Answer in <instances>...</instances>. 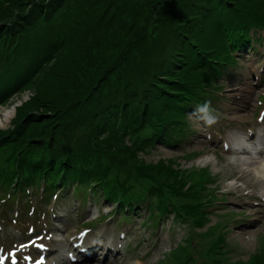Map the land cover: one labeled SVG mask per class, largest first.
I'll use <instances>...</instances> for the list:
<instances>
[{
    "label": "rangeland",
    "instance_id": "1",
    "mask_svg": "<svg viewBox=\"0 0 264 264\" xmlns=\"http://www.w3.org/2000/svg\"><path fill=\"white\" fill-rule=\"evenodd\" d=\"M33 1L39 15L36 25L29 27V31L36 33V39L31 35L25 37L34 43V49L32 57L20 63L24 66L16 89L0 99V146L23 143L25 139L17 131L12 135L9 132L20 125L31 128L32 132L27 131L29 139L41 142L48 137L47 130L75 120L81 122L89 110L102 108L104 121L96 127L97 132L86 134L93 133L105 142L102 157L94 159L103 161L110 172L127 182L137 195L150 192L156 203L155 195L171 198L184 210V217L177 214L173 219L167 214L156 227L143 223L148 209L139 210L131 219L123 217L117 221L114 216L100 222L95 229L106 223L113 237L120 230H129L128 236L122 239L125 254L114 253L119 259L117 264H264V178L251 170L253 156L225 152L218 135L208 138L207 130L216 128L208 126L205 114L198 109L186 113L187 123L181 124L170 121L178 116L177 111L173 112L176 108L173 100L158 99L154 106L151 101L154 95L148 99L132 96L128 105L135 113L128 115L115 96L120 89L122 93L129 80L139 86L138 72L146 74L158 61L152 52L145 53L168 21L167 14L164 16L168 0H55L51 4H58L52 9L47 7L50 0L48 3L44 0H0V27L15 23L13 15L26 13ZM249 11L259 12L264 18L263 1L259 6L243 9L244 13ZM0 36H4L3 33ZM219 38V34L212 35L211 40L200 37L199 49L206 57L226 54L221 42L215 45ZM2 43L3 40L0 46ZM2 50L0 47V55ZM241 53V57L236 54L238 62L224 57L227 72L222 65L217 76L202 73V65L196 58L198 53L192 51L190 65H184V76L178 75L183 81L193 79L217 91L215 100L208 102L216 108L217 115L213 117L209 112L208 115L218 123L213 126L223 133L228 131V138L237 134L249 138L247 127L256 123L252 116L257 114L260 102H264V43ZM139 65L142 66L138 71ZM133 83L130 87L134 92ZM133 100L144 101L135 104ZM148 100L151 103L145 104ZM116 109L124 121L121 117L116 121L110 119L107 112ZM141 110L146 112L144 118L150 116L148 130L142 131L136 123L141 118L130 119L136 114L141 116ZM151 111H157L159 116ZM99 120L100 116L96 115L95 123ZM40 128L45 130L44 135ZM165 133L171 135L163 144L161 137ZM181 134L187 139L170 144ZM245 144L239 143L238 147ZM135 151L131 156L130 152ZM183 167L188 170L181 172ZM194 188H201L203 192H192ZM41 191L39 188L38 194ZM66 195L68 197L61 198V208L56 212L60 216L63 211L66 217L72 209L78 212L81 203L85 210L79 214L80 223L97 215L93 220H98L113 209L109 204L97 211L89 206L87 199L83 206L80 196H73L71 191ZM27 199L21 195L16 208L22 211L31 204H40V195ZM6 208V204H1L0 214ZM44 209H48L47 206ZM52 211L50 208L48 214ZM196 218L201 219L194 222ZM5 229L11 231L13 227L9 224ZM220 234L224 237H219ZM186 251L191 256L179 261L185 258Z\"/></svg>",
    "mask_w": 264,
    "mask_h": 264
},
{
    "label": "trees",
    "instance_id": "2",
    "mask_svg": "<svg viewBox=\"0 0 264 264\" xmlns=\"http://www.w3.org/2000/svg\"><path fill=\"white\" fill-rule=\"evenodd\" d=\"M48 1L44 0L43 2L48 3ZM53 1L55 0L49 1L47 5L49 9L54 8L58 4L53 3L52 5ZM262 1L264 4V0H168L165 5L166 12L164 14V16L167 14L168 21L165 22V25L160 30L154 45L145 53L149 54L152 52L158 61L155 62L154 67L146 74L138 72L136 81L139 86L129 80L122 93L120 92L121 89L115 93V96L119 99L118 103L123 106V112L128 115L135 113L129 108L130 105H128V100L132 96L138 97V99H148L151 95H154L155 99H151L152 105L156 106L154 103L158 102V99H162L165 102L173 100L174 105L180 108L199 101L203 104L210 101L211 98L206 95L205 91L207 87L205 88L193 79L183 81V78L178 75L184 76L183 72L186 71L184 65L189 64L192 51L198 53L196 55L197 62L198 64H202L200 71L202 73L207 72V63L212 62L213 58L200 56V53H203L199 49V45L201 44L200 37H206L208 40H211L212 35L219 34L220 38L215 45H218L219 42H224L226 57H230V61L235 60V57L231 54L232 52L236 50L240 51L252 42L261 43L263 38H253L251 31L258 28L259 25H264L263 16L255 11L244 13L243 9L250 6H259ZM258 14L260 15L259 17ZM38 15V12H36V2L33 1V6L26 13H16V15H13V17L15 16V23L3 26L4 28L0 27V33L4 35L0 36V41L3 40L0 46L3 49L0 55V89L4 85H6L7 89L18 85L21 77L19 74L24 66L20 63L24 59L29 60L32 57L34 43L31 40L29 41L27 37L31 35V38L36 39V33L32 32L31 34L29 27L36 25ZM212 57L221 58L215 55ZM224 60L225 58H223V62ZM141 66H138V71ZM218 68L214 66L210 69V72L216 74L217 72L214 69L219 71ZM130 83H133L136 88L134 92L131 90ZM3 93L4 91L2 90L0 94ZM204 97L209 99L203 100ZM133 101L137 104L144 100ZM148 103H151L150 100L145 101V104ZM101 110L103 109L95 107L84 114L80 120L81 122L75 120V122H69L65 126L59 125L56 129L47 130L49 135L46 133L48 137L41 142L29 139L27 131L32 132L31 128H24L20 125L16 129L9 130V132L12 135V133L17 131L25 140L22 144H17L18 146L16 145L12 150L16 154L23 151H26V153L29 151L36 152L34 155L35 164L44 165L53 174L54 178L64 173L67 177L64 178L63 183L79 181L88 186L92 185L96 179H100L101 188L107 194L110 191L114 193L118 191L120 195L126 198L138 200V196H134L135 191H131L132 187L127 182L118 176H114L110 172V168L105 166L103 161L94 159V157H102L100 154L102 153V145L105 143L103 139H99L93 135V133L97 132L96 127L104 121V116L100 112ZM145 110L148 111V108L145 107ZM167 110L168 108L165 109V111ZM142 112L141 116L136 114L135 117L130 116V119L133 121L135 118L137 120L141 118L136 123H139L140 129L143 131L146 128L148 130L147 126L151 125V120L148 115L144 118L146 112L141 110ZM173 112H175L174 109ZM107 113L111 117V120L116 121L118 117H121L122 121H124L123 116H118L117 109L111 112L108 111ZM151 113L156 114L157 117L159 116L157 111H151ZM96 115L100 116L98 123L94 121ZM177 117L183 119V116L178 115ZM170 121H176V119L170 118ZM81 124L83 125L82 129L80 128ZM136 126L132 125V127ZM97 130H100V126ZM44 131L40 128V132H43V135ZM89 132L93 133L86 135ZM11 135L8 133L9 139H12ZM51 135L53 137H49ZM31 137L33 138L34 135L32 134ZM20 147H22L23 151H20ZM110 149L114 150L112 147ZM133 153H136V151L130 152V155L132 156ZM7 158L8 154L0 149V177L6 190L10 188L23 190L25 184L37 187V179H42L43 177L40 166H30L27 170L22 167L15 168L14 162H9ZM159 169L162 172L161 166H159ZM21 175L23 176V180H21ZM16 182L17 185L14 186ZM40 182L46 186L47 191L50 187H57L55 180L51 181V183L45 180H40ZM197 190V188H194L192 192H196ZM7 195L4 192V198ZM109 198L111 199L110 196ZM190 206H195V204H190Z\"/></svg>",
    "mask_w": 264,
    "mask_h": 264
},
{
    "label": "bare ground",
    "instance_id": "3",
    "mask_svg": "<svg viewBox=\"0 0 264 264\" xmlns=\"http://www.w3.org/2000/svg\"><path fill=\"white\" fill-rule=\"evenodd\" d=\"M30 73L31 72H29L28 73V75H30ZM27 75V74H26ZM9 118H10V116H7V120H9ZM241 138H242V136H236L235 137V140L236 141H238V142H240V140H241ZM129 169H131V168H129ZM260 171H263V174H264V160H261L260 161V169H259ZM256 173H258V172H256ZM259 175H260V173H258ZM136 190V192H141V189H135ZM131 191H134L133 189L131 190ZM264 195V194H263ZM91 216V215H90ZM108 229H109V226L108 225H103L102 227H100L99 229H98V232H100V233H102V234H104V233H107L108 232ZM122 236V234L119 232V233H117L116 234V244L118 243L119 244V239H120V237ZM239 236V235H238ZM241 236H239V238H240ZM246 238H249V236H246ZM249 240H251V239H249ZM98 241V243H100V241L99 240H97ZM100 244H102V243H100ZM63 264H66V262H64L63 261Z\"/></svg>",
    "mask_w": 264,
    "mask_h": 264
},
{
    "label": "clouds",
    "instance_id": "4",
    "mask_svg": "<svg viewBox=\"0 0 264 264\" xmlns=\"http://www.w3.org/2000/svg\"><path fill=\"white\" fill-rule=\"evenodd\" d=\"M198 111L205 114V119L207 120V123H209V124L214 123V118L208 115V112H209V106L208 105L200 107L198 109Z\"/></svg>",
    "mask_w": 264,
    "mask_h": 264
},
{
    "label": "snow or ice",
    "instance_id": "5",
    "mask_svg": "<svg viewBox=\"0 0 264 264\" xmlns=\"http://www.w3.org/2000/svg\"><path fill=\"white\" fill-rule=\"evenodd\" d=\"M33 243H34V241H33ZM24 245H21V247H23ZM41 247H42V245H41ZM3 257H0V264H3ZM13 264H15V259H13ZM36 264H41V262L40 261H37L36 262Z\"/></svg>",
    "mask_w": 264,
    "mask_h": 264
}]
</instances>
